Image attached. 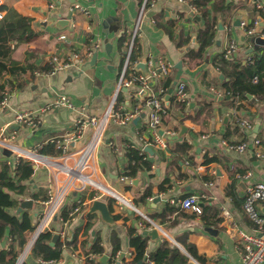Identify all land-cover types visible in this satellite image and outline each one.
I'll return each mask as SVG.
<instances>
[{
  "label": "crops",
  "instance_id": "obj_1",
  "mask_svg": "<svg viewBox=\"0 0 264 264\" xmlns=\"http://www.w3.org/2000/svg\"><path fill=\"white\" fill-rule=\"evenodd\" d=\"M2 2L1 6L30 20L33 36L28 41L9 40L5 45V60L26 71L5 74L0 80V96L8 95L7 106L0 109V132L13 134L19 147L58 160L61 152L48 141L70 134L77 118L100 116L113 101L116 110L136 112L137 116L128 125L108 124L87 171L97 186L81 194L71 193L46 231L51 234L47 241L50 247L61 244L56 260L46 261L33 253L35 243L25 257L23 252L48 194L63 177L51 168L35 167L22 159L32 165L31 175L22 182L24 190L19 193L5 188L3 193L13 203L7 213L17 219L27 214L33 229L23 233V247L10 235L9 227L4 230L0 264H9L12 254H18L16 263L22 258L21 264H243L238 233L256 231L243 209L245 190L264 182V164L255 154L264 153V98L231 96L225 83L233 71L226 67L222 73L215 64L230 42L238 46L233 57L242 67L248 65V57L260 58L264 46L249 38L264 32V0H226L229 8L217 14L213 43L201 59L186 55L197 48V32L204 27L200 9L197 7L191 16L188 6L176 0H148L131 61H126V54L143 0ZM51 2L56 4L54 9L48 8ZM74 2L86 8L88 15L73 13ZM213 2L207 4L210 16ZM240 22L253 27L254 35L246 37ZM72 23L75 26L71 29ZM60 35H65L66 41L59 40ZM184 40L187 42L182 44ZM87 51L93 54L81 65L50 73L51 57ZM161 60L173 68L167 77L151 80L149 92L158 95L161 89L167 90V114L161 126L166 142L163 149L143 143L148 139L145 101L149 92L137 81L117 91L124 69L130 79L133 74L157 70ZM179 83L185 85L186 102L177 104L172 95L166 100ZM58 96L68 98L73 110L42 111ZM16 112L31 113L32 124H16ZM242 122L249 123V129ZM90 134L87 128L70 146L72 151L80 149ZM175 136L177 139L171 140ZM255 140L260 142L258 147ZM224 144H246L247 148L237 152ZM3 150L0 172L7 166L8 179L16 184L23 174V169H18L21 158L11 153L8 156ZM129 150L143 155L148 166H141L133 176L127 175ZM190 195L200 197L198 214L179 207V200ZM95 200L106 204L113 222H104L98 212L89 213ZM23 202H30L31 207H21ZM75 209L78 212L69 219ZM258 209L264 214V206ZM152 230H156L155 237L148 235ZM54 235L59 237L51 245Z\"/></svg>",
  "mask_w": 264,
  "mask_h": 264
},
{
  "label": "built area",
  "instance_id": "obj_2",
  "mask_svg": "<svg viewBox=\"0 0 264 264\" xmlns=\"http://www.w3.org/2000/svg\"><path fill=\"white\" fill-rule=\"evenodd\" d=\"M147 1L148 0H143L139 18L132 31L130 47L126 54V61H128L135 38L139 36L140 18L143 15ZM176 1L180 4H186L189 8V11L191 12V16L197 13V7L192 4V0ZM251 1L256 3V0ZM2 3V0H0V6ZM55 7V2L48 4L49 9H54ZM71 11L73 13L88 15V10L76 2L72 4ZM3 16L4 12L0 10V21L3 19ZM256 25L257 24L254 23V26ZM74 26L75 25L72 23L70 26L71 29L74 28ZM240 26L243 29V33L246 37L254 35V28L249 27L247 23L240 22ZM258 37L264 40V32L260 33ZM59 40L66 41V36L60 35ZM237 48L238 46L235 42H230L223 52L224 59L231 60L233 55H235ZM91 53L92 51H87L86 54L80 55L73 52L64 58H61L59 55L53 56L51 57L52 69L50 73L57 70L67 69L72 66L81 65L85 58L92 56L93 53ZM246 61L248 64H250L253 60L248 57ZM172 68L173 66L169 62L161 60L158 62L157 70H151L148 74H133L130 79L126 78V69H124L117 82V91L123 87H129L133 82L137 81L141 84L142 90H147L149 92L150 81L157 78L167 77L170 74ZM260 81L264 83V73L255 75L251 80L253 84H257ZM166 93L167 90L165 89H161L158 95L153 94L151 91V93L149 92V95L145 101V106L148 110L146 120L148 139L143 140V143H146V146L151 145L162 149L166 147L163 134L164 132L161 130L163 118L167 114V106L165 105L166 102L164 100V95ZM171 95L177 104L185 103V85L183 83L177 84L174 90H172L170 96ZM7 101L8 95L5 94L0 100V109H4L7 106ZM59 108L73 110L74 107L68 98L64 96H58L52 100L50 104L42 108V111ZM136 116V112L131 111L123 113L119 109L116 110L113 101L107 110L100 116L77 118L74 122L73 131L70 134L65 135L62 139L53 138L48 141V143L52 144L56 150L61 152V157L58 160L39 154L36 150L19 147L13 142V134H8V136H6L4 131L1 130L0 149L8 150L16 159L21 158L27 160L35 167L40 166L51 168L53 172H57L63 177L61 183L48 194V198L44 202V208L37 216V223L33 232L31 233L30 241L24 248L23 257L27 255V252L31 249L38 237L49 230L51 223L57 218L60 210H62L64 207L67 198L71 195V193L81 194L86 189L95 188L97 186L93 178L87 174V171L90 168L92 158L97 148L103 143V135L108 124L112 122L119 126L128 125L131 124ZM14 122L16 124L31 125L32 114L28 112H16L14 116ZM241 125L248 129L250 127L249 123L247 122H242ZM87 128L91 129V134L88 141L80 149L78 148L77 150L72 151L70 146L82 138ZM224 145L227 146L228 150H234L237 152H244L247 148L246 144H240L236 146H228L227 144ZM254 145L258 147L260 142L255 140ZM255 154L264 164V153L257 152ZM113 196L120 200L117 195L113 194ZM121 200L124 201L122 198ZM178 204L179 207L184 211L195 214H198L201 211V200L200 197L196 195L187 196L184 199L179 200ZM260 205L264 206V182H259L248 186L245 190L243 209L250 222H252L256 227V231L253 234H247L241 231L238 233L239 239L242 241L239 247V252L241 254L243 264H261L264 262V214H262L258 209ZM75 212H78V209H75L69 215V219H73ZM143 264L151 263L147 262Z\"/></svg>",
  "mask_w": 264,
  "mask_h": 264
},
{
  "label": "trees",
  "instance_id": "obj_3",
  "mask_svg": "<svg viewBox=\"0 0 264 264\" xmlns=\"http://www.w3.org/2000/svg\"><path fill=\"white\" fill-rule=\"evenodd\" d=\"M141 1V0H140ZM211 0H192V4L200 9L202 18L204 19L203 29L197 32L196 44L197 48L189 50L186 55L189 59H201L203 53L207 47L213 43L214 38V27L217 20V14H223L229 5L226 4V0H214L211 5V16L208 14L207 4ZM0 10L6 11L3 19L0 21V80L5 74H16L23 73L26 71L25 67H17L10 61H6L5 57L7 55L6 43L9 40L18 39L19 41H28L32 36L33 32L30 29V20L23 17H19L16 13L8 10L5 6H0ZM167 25L171 27L172 22H168ZM168 31V29H167ZM169 32V31H168ZM187 40L182 41L186 43ZM181 42L178 44L180 45ZM131 54L129 55V60L131 61ZM236 57H232L231 60L224 59V54L217 58V64H215L218 70L224 73L226 67H230L233 71L232 76L229 77L228 83H225V89L231 96H238L246 98L247 95L255 96L258 99L264 98V83L260 81L257 84L251 82L255 75H259L260 72L264 71V50L260 58H251L252 63L247 66H241L240 63H236ZM234 62V63H233ZM18 74V75H19ZM1 92V88H0ZM4 94L0 96V100L3 98ZM143 155L139 154L137 151L129 150V172L127 175L133 176L136 174L137 169L141 166H145L146 163L143 161ZM18 169H23V174L19 177V180L14 184L11 178L8 179V167L5 166L0 172V237L3 235L4 230L9 227L10 235H15L17 237L18 243L21 247L25 244V239L23 233L25 231H32L33 226L28 219L27 214H23L21 219L16 217H11L7 213V209L11 208L13 203L8 198L7 194L3 193L5 188H13L19 193H22L24 186L22 182L29 178L32 173V165L22 159L18 160ZM146 167H148L146 165ZM147 194V193H146ZM145 194V195H146ZM51 238V234L45 232L41 234L36 240L32 252L35 254H41L43 259L53 260L60 257L61 244L58 242L53 247H50L47 241ZM159 253L163 250L160 248ZM4 253L2 258H4ZM18 254H12L9 264H15ZM25 264V263H23Z\"/></svg>",
  "mask_w": 264,
  "mask_h": 264
},
{
  "label": "water",
  "instance_id": "obj_4",
  "mask_svg": "<svg viewBox=\"0 0 264 264\" xmlns=\"http://www.w3.org/2000/svg\"><path fill=\"white\" fill-rule=\"evenodd\" d=\"M244 39L245 38H243V37L241 38L242 41H244ZM253 42L256 45L264 46V40L263 39H260L259 37L254 38L253 39ZM171 93H172V89L169 91V94L166 96V100H168V98H169V96H170ZM176 139H177V137L175 136L171 140H176ZM4 150H3V153L9 156L10 155V152H8V150L7 151H4ZM21 207L29 208V207H31V203L30 202H23L21 204ZM93 212H98L100 214V216H101V219L104 222H106V223L113 222V219L110 216V211H109V209L107 208V206H106V204L104 202L99 201V200L93 201L89 213H93ZM148 235L155 237L157 235L156 230H152L151 232L148 233ZM58 237H59L58 235H54L52 237V239H51V245L58 240ZM21 263H22V258H20L16 264H21Z\"/></svg>",
  "mask_w": 264,
  "mask_h": 264
},
{
  "label": "rangeland",
  "instance_id": "obj_5",
  "mask_svg": "<svg viewBox=\"0 0 264 264\" xmlns=\"http://www.w3.org/2000/svg\"><path fill=\"white\" fill-rule=\"evenodd\" d=\"M249 40L253 41V39H252V38H249Z\"/></svg>",
  "mask_w": 264,
  "mask_h": 264
}]
</instances>
